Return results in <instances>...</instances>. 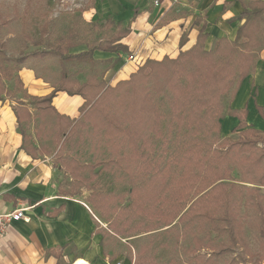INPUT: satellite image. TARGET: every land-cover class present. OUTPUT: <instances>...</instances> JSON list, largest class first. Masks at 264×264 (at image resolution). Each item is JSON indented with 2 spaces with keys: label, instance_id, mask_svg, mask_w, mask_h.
<instances>
[{
  "label": "trees",
  "instance_id": "16d2710c",
  "mask_svg": "<svg viewBox=\"0 0 264 264\" xmlns=\"http://www.w3.org/2000/svg\"><path fill=\"white\" fill-rule=\"evenodd\" d=\"M239 1L242 24L235 40L221 39L206 50L207 24L198 18L195 45L182 51L188 43L183 34L178 57L148 59L114 87L104 80L113 61H98L94 54H128L123 40L132 32L131 22L76 21L48 49L35 51L36 60L56 57L61 68L46 96L25 88L20 72L28 58H12L0 45V102L16 103L21 149L35 160L53 157L54 167L71 180L60 187L62 196L88 192L86 201L107 224L98 231L105 250L177 221L197 222L203 231L225 237L216 257L240 250L238 258L250 260V235L264 247V131L248 124L247 106L231 107L264 49V0ZM103 26L108 31L90 40L89 32ZM49 33L45 25L34 45L42 46ZM80 46L87 50L72 52ZM59 92L84 99L78 119L56 110ZM257 109L263 117V109ZM227 116L239 121L233 130L238 140L222 141ZM209 142L218 146L208 147ZM104 177L125 183L127 190L105 193L99 189ZM128 253L133 264H145L142 251Z\"/></svg>",
  "mask_w": 264,
  "mask_h": 264
},
{
  "label": "crops",
  "instance_id": "0c3cea01",
  "mask_svg": "<svg viewBox=\"0 0 264 264\" xmlns=\"http://www.w3.org/2000/svg\"><path fill=\"white\" fill-rule=\"evenodd\" d=\"M200 4L202 11L187 9V15L169 19L164 18L172 8L176 12L182 10L170 0H162L152 11L139 7L134 20H131L133 12L127 10L128 19H119L127 24L131 22L132 32L123 40L129 53L94 54L98 61L114 63L105 74L106 84L114 87L128 80L148 59L160 61L165 56L178 57L183 34L188 35V43L182 51L190 49L199 35L200 26L195 25L198 18L202 24H207L206 50L214 49L221 39L235 40L242 24L237 20L243 11L240 1L203 0ZM86 50L85 46H80L72 52ZM130 56L141 63L136 65L129 60ZM40 70L34 72L24 67L20 72L25 88L33 96H46L54 90L53 84L41 77L42 67ZM84 103L82 97L65 92H59L54 99L56 110L71 119L80 117ZM15 104L13 100L0 102V214L25 209V219L13 222L0 240V264H117L120 259L110 262L105 255L104 251L109 254V247L104 249L103 236L98 231L107 227L97 225L101 221L88 205L87 196H62L59 192L62 183L71 180L60 168L54 167L53 157L35 160L21 149L22 136L13 110ZM257 105L264 113V49L254 72L231 104L232 109L237 110L247 106L248 124L264 131V116L260 115ZM238 125L236 118L227 116L222 121V136L230 138Z\"/></svg>",
  "mask_w": 264,
  "mask_h": 264
},
{
  "label": "rangeland",
  "instance_id": "374dc122",
  "mask_svg": "<svg viewBox=\"0 0 264 264\" xmlns=\"http://www.w3.org/2000/svg\"><path fill=\"white\" fill-rule=\"evenodd\" d=\"M162 0H0V45H4L8 56L12 58L27 57L24 67L39 72L41 77L54 84L58 81L60 64L56 57H46L36 60L32 57L35 51L46 50L51 42L56 38L63 36L68 30L74 27L77 21L85 25L89 22H99L104 24L106 19L112 17L116 21L128 19L127 10H131L133 14L144 7L146 10H154L160 5ZM173 6L182 10L176 12L171 9L164 19L174 16L187 15V9L193 12L202 11L201 1L203 0H170ZM127 2H131L128 4ZM159 2V5H156ZM125 4L128 7H123ZM175 7V8H176ZM121 12V14H120ZM132 19V18H131ZM204 19V18H202ZM49 28V37L45 39L42 46L34 45L33 40L38 41L44 26ZM92 30V29H91ZM116 31V28L112 29ZM108 31L107 27L102 29H93L89 37L92 35L99 38L102 33ZM92 42V41H90ZM49 70V71H46ZM230 97L226 98L229 105ZM257 128V127H256ZM239 133H233L230 138H224L222 141L238 140ZM215 149L218 144H211ZM207 147V149H208ZM220 147V146H219ZM236 180L240 177L235 174ZM69 182H63V186H67ZM100 187L105 193H123L127 190L125 183L119 182L113 178H101ZM88 196V192L83 193V197ZM89 205V204H88ZM90 206V205H89ZM91 208V206H90ZM101 221L97 222L99 227H107V224L100 216L93 211ZM251 249L253 256L249 259L240 260L236 253L226 255L225 258L216 257L215 253L221 247V243L227 242L225 237L220 236L217 232L203 231L197 222L180 223L176 222L168 228H162L152 234L137 235L130 239H122L116 246L108 248V257H115V260L121 261L117 264H133L127 256L129 250L133 255L143 252L145 264H264V247L261 240H255L252 235ZM107 258V257H106ZM114 262V260L112 261ZM144 264V261H143Z\"/></svg>",
  "mask_w": 264,
  "mask_h": 264
},
{
  "label": "built area",
  "instance_id": "2783aa9c",
  "mask_svg": "<svg viewBox=\"0 0 264 264\" xmlns=\"http://www.w3.org/2000/svg\"><path fill=\"white\" fill-rule=\"evenodd\" d=\"M156 5L158 6L159 2H156ZM129 60L134 62L136 65L141 63V61L136 59L134 56H130ZM24 219L25 209H18L11 213L0 214V240L6 236L8 228L13 222H18Z\"/></svg>",
  "mask_w": 264,
  "mask_h": 264
}]
</instances>
